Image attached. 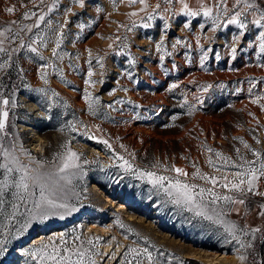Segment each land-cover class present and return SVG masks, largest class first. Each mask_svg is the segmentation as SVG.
<instances>
[{"label": "rangeland", "instance_id": "1", "mask_svg": "<svg viewBox=\"0 0 264 264\" xmlns=\"http://www.w3.org/2000/svg\"><path fill=\"white\" fill-rule=\"evenodd\" d=\"M152 1L146 7L139 0H85L80 7L74 0H0V64L6 65L0 70V100L9 101L0 104L8 112L0 143L21 165L42 173L54 172L59 155L68 149L80 155L79 168L69 170L75 173L67 185L72 210L33 222L11 239L0 264H35L25 249L50 241L59 244L61 233L68 248L83 242L97 253L92 256L96 264H136L137 259L148 264L144 249L152 254L153 264H264V253L256 255L258 232L251 233L262 226L264 197L221 187L225 177L232 180L235 172L243 171V160H257L253 152L264 160V51L259 47L264 37L257 40L264 26L253 23L257 14L245 11V0ZM248 2L264 9V0ZM184 4L200 14L182 12ZM202 5L212 8V17L203 15ZM8 7L14 11L8 13ZM236 12L242 13L244 29L229 23ZM41 15L44 20L29 31L25 26L34 25ZM212 18H217L215 31ZM162 35L164 51L171 55L156 49ZM234 36L240 39L234 41ZM177 39L182 43L176 44ZM129 56L135 65L128 63ZM42 65H48L47 83L40 78ZM89 68L97 81L93 87L84 83ZM86 88L99 100L94 111L83 99ZM257 97L261 99L252 103ZM118 157L135 169L195 184L196 191L212 188L219 195L244 199V204L217 201L208 211L211 215L214 208L224 221L246 229L249 234L240 239L251 241L256 254L240 249L223 224L168 202L146 179L122 169ZM0 163H5L2 155ZM173 166L188 175L180 176ZM197 169L215 176L216 185L193 177ZM19 175L10 173L9 182ZM14 191L9 187L3 195L5 213L11 203H19ZM255 191H264V177L257 180ZM28 206L21 204L12 223L0 216V224L15 232ZM90 239L94 247L87 243ZM130 248L141 255H126ZM241 254L247 257L244 261Z\"/></svg>", "mask_w": 264, "mask_h": 264}, {"label": "snow or ice", "instance_id": "2", "mask_svg": "<svg viewBox=\"0 0 264 264\" xmlns=\"http://www.w3.org/2000/svg\"><path fill=\"white\" fill-rule=\"evenodd\" d=\"M74 2L80 7H84L85 5V0H74ZM129 2L135 3L137 0H129ZM171 2L172 0H168V3ZM239 2L240 0H237V3ZM139 3L144 4L145 0H139ZM201 9L205 17H212V8H207L202 5ZM248 9H252L257 14V18L254 19L253 23L257 26H264V9L260 8L255 3H249L248 0H245V11ZM50 10L51 9H49V11ZM6 11L8 13H12L14 8L8 7L6 8ZM181 11L193 17L200 14L197 11L190 10L187 4L183 5ZM32 15H36V13H32ZM131 15H136V13H132ZM241 15V12H236L235 15L232 16L229 23L238 24L241 29H244L246 24L239 19ZM24 18H29L27 13H25ZM149 19H151V14H149ZM42 20H44L43 15L39 16L34 25H26L25 27H27L30 31L32 27H38L40 21ZM65 23H67V20H65ZM212 23L214 25L212 30L215 31L217 18H212ZM147 26L148 25H145V27ZM80 27H83V25ZM167 27V22H165V28ZM184 27L188 28L189 25L185 23ZM0 35H3V33L0 32ZM241 35H243V32H241ZM261 37H264V33H261L259 36H257V40H261ZM37 39L41 40V46H43L42 38L37 37ZM239 39V36L233 37L234 41ZM32 43L34 44L36 41L33 40ZM60 43L61 40L57 39V48L60 46ZM181 43L182 41L177 39L176 44ZM176 44H173V48L176 47ZM259 47L261 51H264V40H261ZM156 49L158 52H164V55H171V53L164 51L163 35L161 36L159 42L156 43ZM29 50L33 53L37 52V49L31 45H29ZM2 51L4 50L0 48V52ZM121 51H123V49H121ZM235 51L236 49L233 47L232 52L235 53ZM53 55H56L55 48L53 49ZM164 55L160 57L161 61H163ZM40 59L43 60L44 57L40 56ZM205 59H207V53L201 57V63H203ZM135 62V58L129 56L128 63L130 65H135ZM97 63L101 68H103V63H101L100 59L97 60ZM5 67V64H0V70L4 69ZM47 67L48 65H42L40 71V78L45 83H47ZM93 75L94 72L91 68H89L87 73L88 78L84 80L86 86L93 87L97 83V81L92 79ZM128 75L130 76L131 74L129 73ZM171 87L175 88L177 85L173 84ZM40 91H44V89H41ZM56 95L58 94L52 92V96ZM83 99L87 103L90 111H94V105L99 103L98 98L94 99L92 93L87 91V88L85 90ZM259 99H261V97H257V99H254L252 103H257ZM0 104L7 106L9 101L7 99L0 100ZM13 106H15L14 102ZM109 107H111V105H109ZM261 108L264 110V105H261ZM7 118L8 112L4 108H0V133H5ZM3 139L4 137L0 136V141ZM102 142L105 145H108L106 140ZM108 147H110V145H108ZM245 147L247 148L248 145L245 144ZM208 151L211 152L212 149H208ZM0 155H2L5 159V163H0V169L4 170V180L0 181V216H3L5 220H7L9 223H12L14 220H16V217L20 215L19 209L21 204L30 205L26 207V211L23 214V222H18L19 228H17L15 232H10L6 224H0V257H4L8 252L7 245L11 242V239L16 235H19L21 231L27 230L29 225H31L33 222L44 221L50 216L61 215V210L64 212L72 210L73 206L69 203L70 196L67 185L71 183V177L75 175V173H71L69 170L79 168L77 161L80 159V155L71 151V149H68L65 153L59 155L60 165L54 172L43 173L35 169H29L25 165H21L14 155V152L5 148L2 143H0ZM215 155L218 159L222 158L220 153H216ZM253 155L257 157L256 161L243 160V157H241L243 164H241L240 167L243 168V171L235 172L233 174L232 180H228L227 177H225L224 179L226 182L223 183L221 187L229 188L230 191L237 192L241 196L251 193L252 195L264 197V191H255L257 180L264 177V160L260 159L259 152H253ZM118 159L123 161V163L120 165L122 169H124L126 172H131L139 179H146L148 183L153 186L157 193L162 192L167 197L168 202L176 205L177 207H181L193 212L195 216L203 217L204 219L211 220L217 224H223L224 231L239 244L240 249L253 247L251 241L243 242L240 239V236L237 235L238 232H242L243 235H248L249 233L246 229H238L234 223L224 221L222 219L223 213L216 211L214 208L212 209L213 214L210 215L208 211V205H215L217 201H226L233 204H244V199H236L230 195H219L214 192L212 188L201 187L198 191H196L198 186L195 184L182 182L180 179L170 178L165 175H157L153 171L135 169L133 168V165L127 160H124L123 157H118ZM223 159H225L226 163L229 160V158ZM85 163H87V161H85ZM208 163L211 166L213 161L209 159ZM156 167H159V165H156ZM171 170L175 171L180 176L188 175L183 169L176 168L175 166H173ZM13 171L20 173V175L17 179L9 182L8 175ZM165 171H168V169H165ZM192 175L193 177H198L199 179L205 180L206 182H210L212 185H216L217 183V178L215 176L208 177L204 174H201L199 169H197ZM60 181H64V183L61 184ZM9 187L15 188V191L12 193V195L16 201H19V203H11V211L5 213V201L3 199V195ZM208 197H211V199L205 202ZM261 209L264 210V205H261ZM261 215H264V211L261 212ZM121 227H123V225H121ZM258 231L259 229H252L251 233L254 236ZM76 239H78V237ZM87 243L89 245H93V247L95 246L91 239L88 240ZM66 244L67 241L65 239V234L61 233L59 237V244H57L55 241H50L48 244H42L36 248L25 249L24 254L26 256H30L32 261H35V264H96V261L92 259V256L97 253H92L89 251V249L84 248L83 242L79 247H73L71 249L65 246ZM127 254H132L133 258L135 259L137 256L141 255V252L136 248H130L128 249V253H126V255ZM143 256L146 257L148 264H153L154 258L147 249L143 250ZM73 257H75V259H73ZM246 258L247 257L243 254L239 256L241 261H244ZM126 264H132V261L129 260L126 262ZM136 264H143V262L137 259Z\"/></svg>", "mask_w": 264, "mask_h": 264}, {"label": "built area", "instance_id": "3", "mask_svg": "<svg viewBox=\"0 0 264 264\" xmlns=\"http://www.w3.org/2000/svg\"><path fill=\"white\" fill-rule=\"evenodd\" d=\"M153 1L152 0H145V6L146 7H150L152 5ZM240 238L241 239H244L245 238V235H243V233L241 232L239 234ZM256 242H257V248H258V252L256 250V253H255V249L253 247H251V253L252 254H256L257 255V258H259L258 256L259 255V250L262 251V254L264 253V220L262 221V226L261 228L259 229L258 233L256 234Z\"/></svg>", "mask_w": 264, "mask_h": 264}, {"label": "crops", "instance_id": "4", "mask_svg": "<svg viewBox=\"0 0 264 264\" xmlns=\"http://www.w3.org/2000/svg\"><path fill=\"white\" fill-rule=\"evenodd\" d=\"M196 4V3H195ZM195 4H191V6H194Z\"/></svg>", "mask_w": 264, "mask_h": 264}]
</instances>
